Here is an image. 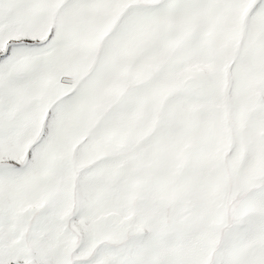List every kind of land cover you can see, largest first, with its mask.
I'll list each match as a JSON object with an SVG mask.
<instances>
[{"label": "snow or ice", "instance_id": "6c2138e0", "mask_svg": "<svg viewBox=\"0 0 264 264\" xmlns=\"http://www.w3.org/2000/svg\"><path fill=\"white\" fill-rule=\"evenodd\" d=\"M0 264H264V0H0Z\"/></svg>", "mask_w": 264, "mask_h": 264}]
</instances>
